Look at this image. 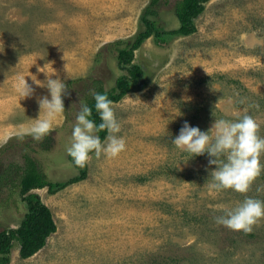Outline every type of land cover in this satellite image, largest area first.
Returning a JSON list of instances; mask_svg holds the SVG:
<instances>
[{
    "label": "rangeland",
    "instance_id": "obj_1",
    "mask_svg": "<svg viewBox=\"0 0 264 264\" xmlns=\"http://www.w3.org/2000/svg\"><path fill=\"white\" fill-rule=\"evenodd\" d=\"M149 1L0 0V176L17 165L20 177L25 154L52 180L78 175L66 149L85 84L94 77L110 89L127 73L105 44L144 27ZM159 12L166 31L179 27L174 0ZM196 24L190 35H152L135 51L144 73L114 102L126 149L117 157L93 153L88 176L56 193L33 189L57 230L28 258L15 240L8 264H264V219L250 233L216 219L246 196L264 200V172L247 193L212 190L209 155L172 143L185 121L208 131L215 119L245 112L264 136V0H209ZM47 73L64 80L68 94L51 147L41 150L23 130L44 115ZM20 76L33 94L19 95ZM19 180H0V230L18 227L27 211Z\"/></svg>",
    "mask_w": 264,
    "mask_h": 264
},
{
    "label": "clouds",
    "instance_id": "obj_2",
    "mask_svg": "<svg viewBox=\"0 0 264 264\" xmlns=\"http://www.w3.org/2000/svg\"><path fill=\"white\" fill-rule=\"evenodd\" d=\"M52 73H47L46 82L50 98L44 95L39 99L43 117L39 114L38 118L23 130L37 141L50 133L54 119L65 111L64 96L68 94L67 86L59 76L53 78ZM33 80L36 84H43L36 78ZM17 91L21 97L33 94L34 88L26 76L19 77ZM92 95L100 122L97 123L91 118L92 107L86 101H79L80 108L73 125L71 142L66 149L75 164L81 167L86 165L93 153L96 157L102 154L117 157L127 147L125 137L120 134L122 124L116 114L114 101L106 91H94ZM259 129L260 124L247 112L237 114L236 119H215L208 131L185 121L172 143L190 156L204 153L209 155L208 163L216 165L211 169L210 189H233L247 193L255 178L264 172V136L259 134ZM102 130L107 131L103 140L99 135ZM224 211L226 214L216 218L218 223L250 233L254 226L264 219V200L246 196L235 207L226 208Z\"/></svg>",
    "mask_w": 264,
    "mask_h": 264
},
{
    "label": "trees",
    "instance_id": "obj_3",
    "mask_svg": "<svg viewBox=\"0 0 264 264\" xmlns=\"http://www.w3.org/2000/svg\"><path fill=\"white\" fill-rule=\"evenodd\" d=\"M171 1L150 0L140 16L144 27L133 36L119 38L105 44V48L115 55L119 66L125 69L127 73L119 76L116 84L110 89H106L100 83V80L89 77L84 91H86V102L93 109L91 118L97 123L100 122V117L95 109V100L92 93L94 91H106L109 98L114 102L121 100L131 90V83L140 78L144 73L142 67L134 62L135 51L152 35L165 41V35L167 34L190 35L194 33L197 30L196 18L205 10V3L209 0H174L175 12L180 25L175 29L166 31V29L159 25L157 17L160 13V7L169 4ZM103 50L104 48L98 51V61L102 59ZM71 83L69 82V84ZM99 135L103 140L107 136V131L102 130ZM52 141L53 139L50 134L41 139L39 141L41 150H49ZM69 158L74 161L70 154ZM15 166L17 174L16 171H14V174L12 171L10 174H2L0 180L15 182V180L20 178L18 186L23 200L27 202V211L24 213L18 227L0 230V264H8L10 262V253L15 240L20 244V256L28 258L44 247L48 237L57 230V224L51 207L42 200L38 193L32 190L47 187L50 193H56L58 190L64 189L68 185L85 179L88 176L86 165L83 167L76 165L80 169L78 175L71 176L66 180H52L41 170L37 158L30 154H25V164L20 177L18 175L19 167Z\"/></svg>",
    "mask_w": 264,
    "mask_h": 264
}]
</instances>
